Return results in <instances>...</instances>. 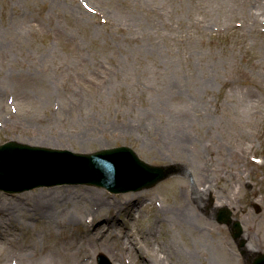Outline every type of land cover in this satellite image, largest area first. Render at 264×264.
I'll return each mask as SVG.
<instances>
[{"label": "rangeland", "instance_id": "374dc122", "mask_svg": "<svg viewBox=\"0 0 264 264\" xmlns=\"http://www.w3.org/2000/svg\"><path fill=\"white\" fill-rule=\"evenodd\" d=\"M127 125L134 134L117 137ZM178 130L186 141L174 137ZM40 131L56 139L54 148L124 145L180 172L122 193L85 183L0 190V206L9 209L38 189L94 188V197L110 202L94 226L113 218L101 232L87 223L83 204H69L60 218L78 215L69 224L42 215L5 220L0 264H19L18 251L28 245L36 253L29 260L55 254L62 264H96L99 253L112 264L162 257L184 264L185 253L187 264H244L215 214L229 207L247 243L264 252V0H0V143L42 145ZM84 131L105 144L80 146ZM200 173L212 185L208 205L198 209L208 223L202 232L199 221L171 223L166 212L174 203L191 205ZM220 173L226 183L216 188ZM123 196L130 202L120 205ZM110 209L117 214L108 217Z\"/></svg>", "mask_w": 264, "mask_h": 264}, {"label": "bare ground", "instance_id": "6f19581e", "mask_svg": "<svg viewBox=\"0 0 264 264\" xmlns=\"http://www.w3.org/2000/svg\"><path fill=\"white\" fill-rule=\"evenodd\" d=\"M170 88H174V86H171ZM50 120L51 119H49V118H44L43 122L47 123ZM24 121L26 123L28 122V120H24ZM27 124H29V123H27ZM115 127H118V126L115 125ZM181 127L182 128L184 127L183 124L181 125ZM139 128L141 129L142 127L140 126ZM135 131L136 130L132 126L127 125V126H123V128L119 132H117L116 135H117V137L127 138V137H131V135L134 134ZM42 133L43 132H41V135H37V137L35 139L36 142H39L42 145H50L51 147L54 144H57V141L55 138H53L49 135H46V134H42ZM113 136H115V134H112L111 138H113ZM174 137L177 140H179L180 142L187 140L185 134L181 130H178L174 134ZM140 140L143 143H147V142H145V139H140ZM90 142L103 143V142L99 141V139H97L95 136L90 134L88 131H84V132H82V134L77 136V143L82 147L87 145ZM103 144H105V143H103ZM103 144H101V145H103ZM184 150L185 149H182V151H184ZM196 170H197V168L194 171H196ZM222 172L226 173L225 171H221V173ZM221 173L219 174V180H221L222 182L220 183L219 181H217L216 188L222 187L226 183V177L224 175H222ZM174 174L167 176L166 178H164V180L170 176H173ZM201 176H204V181L199 183V181L197 180L198 186L195 187V189L193 188V192L189 194L191 196L190 197L191 198V205H189L188 207H186V206L183 207L184 205H181L180 207H178V205L176 203H174L170 207V209H168V211H166L167 216H168L167 221L169 220V221H171V223L175 222V223H179V224L183 225V224H194V220L195 221L197 220L201 223V226L198 227V229L201 232L207 230V227L205 226L208 224L205 221L206 217L201 212H199L198 209L204 208L208 205V203L210 201V198H208V196H210V194L212 192V185H211V177L208 173H202ZM174 182H176V180H174ZM183 185H185V184H183ZM96 191H97L96 189L88 188V187H77V188H75V187H62V186H56L53 188L35 190V191H33L32 196H30L28 198V202L25 201V203H24L23 201H21L19 199V203H18V199H13L14 201L11 202L12 207L7 206V207H9V209L2 208L3 206H0V225L5 226L7 224H4V223H9L5 220H8V221L13 223V222L17 221L19 217H22V218H24V220L27 221V219H31L33 215L45 216V220H47L48 222L55 219L56 221H59L62 224H69L72 221L74 222L75 220H78V215H74V214H70L69 216L65 215V217L63 219H60L62 214L67 211L68 205L69 204L70 205L83 204V210L80 212H86L92 217L90 222L87 221V223H89V225L92 226V229H94L95 226H98V223H95V226H94V223L92 222V220H94L95 216H98V215L102 216L103 209L107 208L110 204V202L108 200H105L102 197H94V194H96ZM129 194H124V196H128ZM130 195H133V194H130ZM124 196L122 198H120V205H123L126 202H130V199L125 198ZM179 196H184V195H179ZM179 199H182V197H180ZM184 199H186V198L183 197V200ZM92 202H95V204H97L96 208L94 210H91V203ZM22 203H24V206L20 207L22 205ZM65 207H66V210L64 211ZM3 209H5V210H3ZM21 210H23L24 212L21 213L20 212ZM119 211H120V208H118V212ZM106 213H107L108 217L114 216L113 214H117V212L112 213L111 209L106 211ZM133 214H134V211H132V209H130L128 214H127L128 219L133 218L134 217ZM4 216H7V217H4ZM110 219H113V218H110ZM110 219H107L105 224H102L99 227H95V229L102 232L103 229L105 228V226L107 224L111 223ZM195 226H196V224H195ZM148 232L149 233L151 232L150 228H149ZM142 234L144 235L143 241L144 240L148 241L149 245L152 246V244L154 242L151 239H149L148 235L145 234V232H143ZM243 237H245V234L243 235ZM245 246H246V249L251 251V252L256 249V246L251 245L249 243H246ZM29 249L32 250V247L30 245L22 247L19 249V251H18V253L20 255L19 261H18L19 264H41V262L43 263L44 260H45V262H49L48 264H62L58 261V258L55 254H50V255H48L47 258L45 257V259H43V260H41L40 258L29 260V257H33L36 255V253H34V249H33V251H31V253L29 252ZM189 253H191V251H189ZM185 254H186V258L184 256V261H186V263L184 262V264H187V261L189 259L187 258V253H185ZM123 262L124 261L122 260L120 263L123 264ZM151 263H153V264H165L163 257L160 259H156L155 262H153V260H152ZM173 264H177L176 261H173ZM189 264H193V263L190 262Z\"/></svg>", "mask_w": 264, "mask_h": 264}, {"label": "water", "instance_id": "95a60500", "mask_svg": "<svg viewBox=\"0 0 264 264\" xmlns=\"http://www.w3.org/2000/svg\"><path fill=\"white\" fill-rule=\"evenodd\" d=\"M14 147H25L28 148L31 152H38V153H45L48 155H67L70 154L66 151H60L57 149L46 148V147H37V146H29L26 144L17 143L15 141L6 142L3 145H0V150L10 149ZM125 152L129 153L131 158L133 159V167L122 171V172H114L111 173V169H105V171L100 174L99 168L94 166L88 167L84 165L80 171L82 172L81 176H67L65 175L64 180L67 182H87V183H106L110 188L115 187L117 182L123 181L129 185V187H134L136 189L148 188L156 184L158 181L166 178L167 176L177 173L178 169L175 165H150L146 162L140 160L136 154L126 146H121L112 149L102 150L101 153L109 154L110 152ZM77 160L82 163H96V159L92 154H70ZM61 171L65 170V167L62 165L59 166ZM42 168H38L37 170H41ZM33 169L25 166H11V167H0V189L6 191H21L24 189L31 188L36 184L43 183V182H33L29 183V181L36 176ZM109 175V176H108ZM108 176V181H103ZM24 180L28 184H22L20 186H15L19 181L22 182ZM107 180V179H105ZM12 181V183H11ZM256 211H260V207L255 205ZM231 213L228 209H221L218 214V221L221 223H226L229 228L232 237L238 241V247L244 257L247 259V264H264V253L259 252L254 255L252 258L246 250L243 249L245 241L240 239L242 234V229L238 221L232 220ZM102 256V255H100ZM105 261L107 264H111L105 258H99L100 264ZM108 261V262H107Z\"/></svg>", "mask_w": 264, "mask_h": 264}]
</instances>
